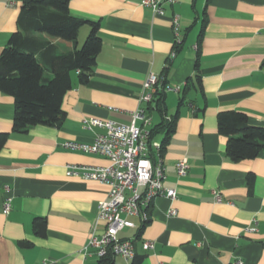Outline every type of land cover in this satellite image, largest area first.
Listing matches in <instances>:
<instances>
[{"label": "crops", "instance_id": "obj_1", "mask_svg": "<svg viewBox=\"0 0 264 264\" xmlns=\"http://www.w3.org/2000/svg\"><path fill=\"white\" fill-rule=\"evenodd\" d=\"M22 1L0 0V55L19 29ZM69 7L99 22L102 48L89 82L74 76L62 103V125L14 131V98L0 90V133L9 135L0 149V264H100L102 258L86 245L93 232L106 229L97 214L109 187L67 172L72 166L108 165L109 159L68 149L64 142L92 143L104 133L86 125L90 118L131 124L136 110L148 111L140 97L150 73L165 76L171 87L168 116L180 111L162 155L164 187L176 189L177 198H157L151 220L142 225L132 217L136 226L119 237L133 241L141 264H264V150L234 161L226 153L227 136L218 130V114L228 110L246 112L251 124L264 126V0H175L162 15L141 0H70ZM90 29L83 25L78 39ZM188 80L191 87L180 105ZM148 113L151 128L161 123L155 107ZM165 138L164 131L155 135L150 149ZM182 159L189 163L184 177L177 172ZM9 196L12 207L5 214ZM172 208L176 214H170ZM36 217L46 219L44 235L35 232ZM145 241L154 248L146 250ZM112 264L133 259L114 255Z\"/></svg>", "mask_w": 264, "mask_h": 264}, {"label": "trees", "instance_id": "obj_2", "mask_svg": "<svg viewBox=\"0 0 264 264\" xmlns=\"http://www.w3.org/2000/svg\"><path fill=\"white\" fill-rule=\"evenodd\" d=\"M69 5L70 0L22 1L19 29L12 33L0 55V90L14 98L13 129L16 132H25L39 124L61 126L66 118L62 108L63 99L73 87L74 76L77 75L81 84L88 83L91 78L102 48L99 22L72 14ZM85 24L90 25L91 29L85 43L79 48L78 34ZM44 35L69 41L74 48L67 50ZM167 86L165 77L148 107V111L155 107L162 117L161 123L150 129V140L161 131L166 133L160 148L162 155L180 114L179 109L172 117L167 114ZM190 87L188 80L180 105ZM218 130L227 136L226 153L234 161L256 158L264 150V126L251 124L246 112H220ZM8 136V133H0V149L6 144ZM149 152L152 158L156 157V150L150 149ZM46 228V219L36 217L35 232L44 235ZM113 256L109 252L100 264H112ZM141 259L135 256L133 264H141Z\"/></svg>", "mask_w": 264, "mask_h": 264}, {"label": "built area", "instance_id": "obj_3", "mask_svg": "<svg viewBox=\"0 0 264 264\" xmlns=\"http://www.w3.org/2000/svg\"><path fill=\"white\" fill-rule=\"evenodd\" d=\"M175 0H141V5L150 8L155 14L162 15L165 7ZM172 26L179 36V15L172 18ZM163 76L150 73L143 85L142 102H153L154 95L160 88ZM171 87L168 85L166 90ZM137 120L143 124L138 126ZM86 125L89 128H102L104 133L98 134L92 143L66 141L64 146L74 151L91 154H102L109 159L108 165H81L72 166L68 175L85 179L98 180L109 187V198L99 202L97 219L106 224L102 234L93 232L86 245V249H95L99 258L105 257L109 252L119 255L126 260L136 256L135 246L130 239H121L119 232L125 228H133L136 223L131 219L138 217L142 225L151 220V211L154 201L159 197L176 200L177 191L174 188L164 187L165 165L160 153L161 144L156 146V157L150 156V129L152 118L146 108H139L133 113L131 124H122L112 120L90 118ZM189 163L186 159L179 160L177 172L180 177L188 174ZM9 190V187H6ZM218 201L221 194L215 191ZM12 207V197H7L3 203V212L8 214ZM177 209L172 208L170 214H176ZM255 231V227L249 228ZM143 247L148 250L154 248V243L145 241ZM233 264H244L241 260Z\"/></svg>", "mask_w": 264, "mask_h": 264}, {"label": "rangeland", "instance_id": "obj_4", "mask_svg": "<svg viewBox=\"0 0 264 264\" xmlns=\"http://www.w3.org/2000/svg\"><path fill=\"white\" fill-rule=\"evenodd\" d=\"M89 35V32H88V34H86V36H82L81 35V37L78 39V47L79 48H81L82 46H83V44L85 43V41H86V38H87V36Z\"/></svg>", "mask_w": 264, "mask_h": 264}]
</instances>
